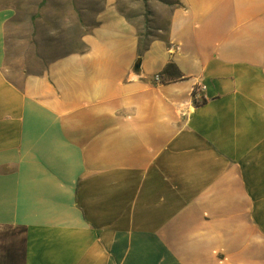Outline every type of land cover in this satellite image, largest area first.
<instances>
[{"label": "crops", "instance_id": "0c3cea01", "mask_svg": "<svg viewBox=\"0 0 264 264\" xmlns=\"http://www.w3.org/2000/svg\"><path fill=\"white\" fill-rule=\"evenodd\" d=\"M175 1L140 56L105 0L21 83L0 7V264H264V0Z\"/></svg>", "mask_w": 264, "mask_h": 264}, {"label": "rangeland", "instance_id": "374dc122", "mask_svg": "<svg viewBox=\"0 0 264 264\" xmlns=\"http://www.w3.org/2000/svg\"><path fill=\"white\" fill-rule=\"evenodd\" d=\"M174 0H116L118 10L153 39L166 35ZM105 0H0L16 12L8 25L6 70L21 83L41 73L51 60L85 49L81 36L95 24Z\"/></svg>", "mask_w": 264, "mask_h": 264}, {"label": "trees", "instance_id": "16d2710c", "mask_svg": "<svg viewBox=\"0 0 264 264\" xmlns=\"http://www.w3.org/2000/svg\"><path fill=\"white\" fill-rule=\"evenodd\" d=\"M176 4H177V2L174 0L171 5H173V7H174ZM168 30H169V25H168V28L166 30V35L165 36H161V37H158V38L150 39V38H147L146 34H143L138 29V35H139V55L140 56L143 55L144 52L148 50V48H149V46H150V44H151V42L153 40H156V39H166L167 38ZM160 74L162 76V82L163 83H168V82H171V81H176V80L181 79L183 77L182 74H181V72L179 71L177 65L174 62L168 63L167 66L162 70V72ZM203 102H205V100ZM203 102H201V103H203ZM195 103L197 105L200 104L199 101H195Z\"/></svg>", "mask_w": 264, "mask_h": 264}, {"label": "built area", "instance_id": "2783aa9c", "mask_svg": "<svg viewBox=\"0 0 264 264\" xmlns=\"http://www.w3.org/2000/svg\"><path fill=\"white\" fill-rule=\"evenodd\" d=\"M155 81L156 82H162V76H161V74H157L156 76H155ZM206 88V86H204V85H197L195 88H194V95H195V99H196V101H199V102H203L204 101V99L203 100H200V98H201V92L204 90Z\"/></svg>", "mask_w": 264, "mask_h": 264}]
</instances>
